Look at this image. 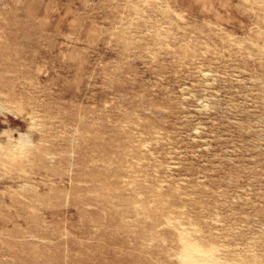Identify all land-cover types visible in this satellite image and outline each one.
Segmentation results:
<instances>
[{
  "label": "rangeland",
  "instance_id": "374dc122",
  "mask_svg": "<svg viewBox=\"0 0 264 264\" xmlns=\"http://www.w3.org/2000/svg\"><path fill=\"white\" fill-rule=\"evenodd\" d=\"M24 136L0 264H264V0H0V141Z\"/></svg>",
  "mask_w": 264,
  "mask_h": 264
},
{
  "label": "bare ground",
  "instance_id": "6f19581e",
  "mask_svg": "<svg viewBox=\"0 0 264 264\" xmlns=\"http://www.w3.org/2000/svg\"><path fill=\"white\" fill-rule=\"evenodd\" d=\"M1 75H2V80H4L6 78V75L4 74V72H2ZM5 80L7 81V79ZM31 142L32 140L30 141V139L26 138L25 136L18 140L17 139L8 140L6 142L0 141V166L24 169L25 163L27 162L36 163L44 153L40 152L39 148H34ZM117 169L118 171L116 172ZM117 169L112 170L115 176L114 179H110L107 176H105L104 178H101L98 181L101 180L99 183H101L102 187H105L110 191L116 190L117 193L114 195L116 196V198L120 200L123 198L124 194L122 192L123 188L121 186L120 168ZM36 195H40V193L36 192ZM40 196H44V195H40ZM111 196H109L110 200L112 198ZM110 200L108 199V205L110 206V208H112V206H116V204H112ZM208 253L210 252H207V254H203L201 251H196L194 249L188 248L186 250L185 259L187 263L190 264H203L202 263L203 261L210 260L208 256L213 257L211 253L210 254Z\"/></svg>",
  "mask_w": 264,
  "mask_h": 264
}]
</instances>
